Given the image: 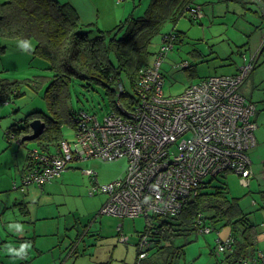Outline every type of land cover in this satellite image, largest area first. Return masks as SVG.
Wrapping results in <instances>:
<instances>
[{
	"label": "rangeland",
	"instance_id": "rangeland-1",
	"mask_svg": "<svg viewBox=\"0 0 264 264\" xmlns=\"http://www.w3.org/2000/svg\"><path fill=\"white\" fill-rule=\"evenodd\" d=\"M58 1L66 3L69 0ZM114 1L119 4L121 16L118 19L121 21L130 15L143 16L152 2ZM195 3L202 9L199 10L198 19L190 20V14L186 12L179 19L169 20L162 25L161 34L154 38L150 47L153 53H157L165 34H179L161 67L167 97L181 95L187 87L205 77L236 74L244 62L242 55L251 58V54L264 46L261 47L264 41V16L254 3L245 0H195ZM107 7L109 13L112 8L110 0H107ZM111 19L110 24L102 26L97 23V26L109 32L120 23ZM3 45L5 52L0 54L2 78L14 80L51 74L43 69L44 61L33 54L36 47L34 41L25 43L19 39L0 37V46ZM154 59L152 55L151 63ZM182 62L190 63L191 68L176 66ZM255 66L239 90L247 100L257 105V145L249 150L253 160L252 177L244 179L237 173L227 172L220 175L217 181L227 184L229 200L238 198L241 208L251 213L252 221L259 225L264 222V49ZM27 89L26 94L17 101L19 108L14 104L0 105V115L5 116L0 119V203H3L0 206L1 264H9L8 261L14 259L30 262L29 256L23 257L21 254L31 253L32 249L35 261L42 264L46 261L51 264H135L138 258L136 244L145 230L146 216L119 218L102 214L108 194L98 190L100 185L124 177L128 167L127 158L98 160L88 157L85 161H73L42 188L30 185L22 193L13 189V180L20 177L14 173L16 168H7L8 165L15 164L17 160L23 163L28 150L35 149L37 144L27 141L25 145H20L18 140L8 135L9 128L16 120L24 119L31 109L46 108L43 93ZM126 90L135 96L134 89ZM87 96L80 94L79 101L75 99V107L96 115L102 122L109 113V107L100 97ZM66 139L73 143L75 133L67 131ZM88 170L96 173L97 178L87 175ZM243 180L248 184L245 185ZM21 181L20 178L18 184ZM228 234L227 228L206 234L201 231L184 232L170 241H163L161 250L151 249L144 264H230L224 253L217 254L218 240L226 239ZM25 237L28 239L24 240ZM258 241V249L264 252V236L259 237ZM32 244L34 248L42 250V255L37 256ZM21 246L27 249L23 250ZM179 247L183 248V255L177 257L174 252ZM73 249H77L76 258L71 257ZM42 257L44 262L40 260Z\"/></svg>",
	"mask_w": 264,
	"mask_h": 264
},
{
	"label": "trees",
	"instance_id": "trees-1",
	"mask_svg": "<svg viewBox=\"0 0 264 264\" xmlns=\"http://www.w3.org/2000/svg\"><path fill=\"white\" fill-rule=\"evenodd\" d=\"M197 7L202 10L195 0H152L143 16L130 15L112 30L105 32L97 24H84L77 10L68 2L0 0V37L19 39L25 43L34 41L36 47L33 54L44 61L43 69L51 73L14 80L0 76L2 107L14 104L19 108L17 101L26 94L27 88L38 94L42 92L46 103L45 109H31L24 119L16 120L9 128L8 135L18 140L20 145H25L21 140L30 132V122L41 119L46 124L44 133L35 140L37 147L28 150L21 170V184L14 183L13 189L22 193L30 185L42 188L52 181L39 183L32 180L29 184L24 183V178L34 173L38 163L33 158L34 151L40 155L38 160L42 161L49 155L61 154L62 145L71 143L66 139L67 131L75 133V142L83 114L101 122L96 115L75 107L74 103L79 101L80 94L87 98V95L100 97L109 107V113L101 123L111 115H118L119 111L137 106L138 99L126 89L131 88L135 92L141 70L150 66L152 55H156L150 48L154 38L161 34L163 24L185 16L186 12H189L190 20L198 19L200 12L196 17L191 14V10ZM165 36L173 37V49L178 32L165 34L163 40ZM3 47L0 46V54L5 52ZM191 66L188 63L187 68L183 69H190ZM220 175L208 178L198 195L187 201L180 215L146 217L145 230L136 244L137 264L147 262L151 249L161 250L163 241H170L184 232L204 233L202 230L205 227H211L212 232L228 229L233 244L231 249L223 253L230 264H246L251 261L248 258H257L259 225L252 221L251 213L241 208L238 198L229 200V187L224 181H217ZM90 177L96 179L97 174ZM4 205L6 210V203ZM145 238L148 240L146 256L141 258L140 243ZM20 248L27 249L26 246ZM76 253L74 249V258ZM174 253L177 257L183 255V248H177ZM21 255L24 257L29 254L25 252Z\"/></svg>",
	"mask_w": 264,
	"mask_h": 264
},
{
	"label": "built area",
	"instance_id": "built-area-1",
	"mask_svg": "<svg viewBox=\"0 0 264 264\" xmlns=\"http://www.w3.org/2000/svg\"><path fill=\"white\" fill-rule=\"evenodd\" d=\"M245 1L259 5L264 15V0ZM199 10L194 8L191 14L196 17ZM172 40L165 36L153 63L141 70L135 88L137 106L120 109V115H111L103 123L83 114L75 142L64 143L61 154L42 161L34 151L38 163L24 183L48 182L76 160L125 157L128 167L124 177L99 186V191L108 194L101 213L119 218L175 217L208 178L225 172L244 179L252 177L249 150L257 145V105L239 90L254 69L256 56L243 55L244 62L236 74L209 76L191 84L181 95L167 97L161 67L172 49ZM187 66L186 62L178 65ZM86 174L92 176L94 172L88 170ZM212 230L205 227L202 231L206 234ZM147 243V238L141 240V258L146 256ZM232 244L230 235L219 240L217 253L231 249ZM260 259L264 261V253ZM248 264H257V260Z\"/></svg>",
	"mask_w": 264,
	"mask_h": 264
},
{
	"label": "crops",
	"instance_id": "crops-1",
	"mask_svg": "<svg viewBox=\"0 0 264 264\" xmlns=\"http://www.w3.org/2000/svg\"><path fill=\"white\" fill-rule=\"evenodd\" d=\"M68 2L77 10V12H78V14L80 16V19H81V21L84 24H97V23H99L102 26H104L105 24H110V18H112L111 20L117 22V24L119 22H121V20L118 19L121 16L120 12H119V8H118L119 4L116 3L114 0H110L112 8H111V11L109 13H108V7H107V0H69ZM256 6H257L258 10L262 14L261 7L259 5H257V4H256ZM262 16H264V15L262 14ZM251 55H252V57H254V56H257L258 54L254 53V54H251ZM255 59H256V62H257V58L256 57H255ZM178 65H180V64H176L177 67H178ZM238 71H239V68H238ZM255 117H254V120H255ZM25 161H26V159L22 163V161L17 160L15 164L11 163L10 165H8L7 168L15 167L16 168V171H14L15 175L19 176L21 178V170L24 167ZM10 172L13 173V171H10ZM19 179H14L13 182L14 183H18ZM263 208H264V206H263ZM263 225H264V222L259 224V230H260L259 237H263L264 236V234H263ZM228 235H230V232H229ZM219 240H222V239H219ZM32 241H33V243H35L34 239ZM258 243H259V241H258ZM258 243H257V253H256V255H257V258H256L257 264H264V261L260 259V253H264V252L260 251L258 249ZM31 246L34 248V244H32ZM34 249L37 252V256L42 255V250L36 249V247ZM28 254H29L28 256L31 259L30 262H28L27 260H19V259L15 260L14 259V260L8 261V263L9 264H19V263L20 264H42V263H37L35 261V255H34L33 249L31 250V253L28 252ZM71 257H73L72 254H71ZM248 259L253 261L252 260L253 258H248ZM40 260H42L44 262L43 257L40 258ZM248 262H250V261H248ZM248 262H246V264H248ZM44 263L45 264H51L50 261H46ZM108 264H110V263H108Z\"/></svg>",
	"mask_w": 264,
	"mask_h": 264
},
{
	"label": "water",
	"instance_id": "water-1",
	"mask_svg": "<svg viewBox=\"0 0 264 264\" xmlns=\"http://www.w3.org/2000/svg\"><path fill=\"white\" fill-rule=\"evenodd\" d=\"M259 55L260 53H258V55L256 56L257 60ZM29 126H30V132L25 134V136L21 140L22 142L35 141L44 133L46 129V124L41 119L33 120L32 122H30Z\"/></svg>",
	"mask_w": 264,
	"mask_h": 264
},
{
	"label": "flooded vegetation",
	"instance_id": "flooded-vegetation-1",
	"mask_svg": "<svg viewBox=\"0 0 264 264\" xmlns=\"http://www.w3.org/2000/svg\"><path fill=\"white\" fill-rule=\"evenodd\" d=\"M263 45H264V41H262L261 47H262ZM263 49H264V46H263L262 48H260L256 53H257V54H258V53H261Z\"/></svg>",
	"mask_w": 264,
	"mask_h": 264
}]
</instances>
